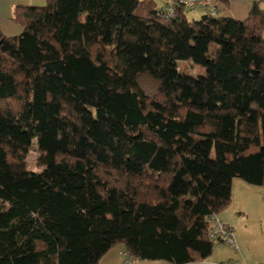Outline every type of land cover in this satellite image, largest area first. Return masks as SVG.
I'll return each mask as SVG.
<instances>
[{"label":"trees","instance_id":"16d2710c","mask_svg":"<svg viewBox=\"0 0 264 264\" xmlns=\"http://www.w3.org/2000/svg\"><path fill=\"white\" fill-rule=\"evenodd\" d=\"M260 2L244 19L153 0L14 8L21 32L0 30V264H96L119 243L134 260L210 256L205 218L233 178L264 200Z\"/></svg>","mask_w":264,"mask_h":264},{"label":"crops","instance_id":"0c3cea01","mask_svg":"<svg viewBox=\"0 0 264 264\" xmlns=\"http://www.w3.org/2000/svg\"><path fill=\"white\" fill-rule=\"evenodd\" d=\"M157 7L171 5L174 0H153ZM215 15L244 19L250 5L257 0H208ZM45 0H0V30L6 36L17 35L21 25L12 20L14 8L19 5H43ZM260 7L264 9V0ZM205 11L195 8L185 11L188 18L199 19ZM264 36V34H263ZM225 224L234 228L237 250L227 245H214L208 258L183 264H214L238 259L242 264L264 262V200L262 188L233 178L228 207L218 213ZM96 264H173L164 260H134L119 243L105 252Z\"/></svg>","mask_w":264,"mask_h":264},{"label":"built area","instance_id":"2783aa9c","mask_svg":"<svg viewBox=\"0 0 264 264\" xmlns=\"http://www.w3.org/2000/svg\"><path fill=\"white\" fill-rule=\"evenodd\" d=\"M173 6H180L185 10L200 8L211 15H215L216 12L215 9L211 8L208 0H174L171 5L167 6V11L171 12ZM205 219L207 222V237L214 245H227L237 250L233 227L222 222L218 214L208 215ZM214 264H242V262L238 259H231ZM258 264H264V262Z\"/></svg>","mask_w":264,"mask_h":264},{"label":"rangeland","instance_id":"374dc122","mask_svg":"<svg viewBox=\"0 0 264 264\" xmlns=\"http://www.w3.org/2000/svg\"><path fill=\"white\" fill-rule=\"evenodd\" d=\"M189 11V10H187ZM177 64V69L180 73L182 74H186V75H198L202 73V68L197 66V65H193L191 62L188 61H184V60H178L176 62ZM34 142V141H33ZM37 152L31 148L25 157L27 166L30 170L33 171H40L43 169V166L39 164L38 159H37Z\"/></svg>","mask_w":264,"mask_h":264}]
</instances>
